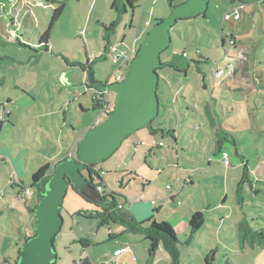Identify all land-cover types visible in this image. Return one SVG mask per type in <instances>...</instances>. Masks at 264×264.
<instances>
[{
  "label": "rangeland",
  "instance_id": "1",
  "mask_svg": "<svg viewBox=\"0 0 264 264\" xmlns=\"http://www.w3.org/2000/svg\"><path fill=\"white\" fill-rule=\"evenodd\" d=\"M17 1L0 0V19L15 18L20 11L27 14ZM23 1L30 6L33 22L32 17H16V23L24 22V26L17 30L15 43H8L5 23L0 28V83L5 80L0 84V104L4 103L5 111L13 110L16 126L10 127L7 118L3 122L6 114L0 106V156L5 158V164L0 158V184L2 179L1 186L9 182V156L14 155L16 164L18 154L23 155L22 181L32 191L24 196L36 198L33 173L67 157L75 149V139L106 118L99 111L78 113L80 102L90 107L95 92L86 88V76L77 65L89 60L97 81L114 83L116 65L105 54V28L118 23L110 40L115 45L120 39L125 49L135 36L148 33L156 20L166 19L171 6L166 0H138L133 9L126 0H117V7L114 0ZM186 1L174 0L173 5ZM230 1L210 0L203 17L179 21L171 29L170 45L160 58L180 71L158 70L159 113L152 122V128L164 132L153 135L147 128L134 132L111 158L98 164L105 191L115 193L118 206L139 199L150 204L158 221L170 223L178 239V264H205L207 255L213 258L211 264H264V247L242 246L238 239L243 222L253 231L264 232V0L244 7ZM60 3L64 10L52 31L51 47L38 56L34 48L39 35ZM123 6L126 13L121 17L117 8ZM145 36L139 38L138 49ZM73 70V77L64 74ZM220 70L224 75L218 77ZM77 75L80 79H75ZM2 95L14 102H2L6 101ZM106 95L107 109L112 110L115 94ZM166 132H174L175 142ZM217 142L221 143L219 153L214 151ZM14 150L18 151L14 154ZM190 174L193 183L184 184ZM170 195L176 196L173 202ZM196 211L205 222L192 235L189 221ZM100 212L95 204L68 190L60 212L63 224L54 240L55 264L84 260L173 264L162 243L149 260L148 246L140 235H123V231L121 239L108 241L107 229L117 234L122 227L111 222L101 226ZM13 214H0V264H8L5 260L14 264L18 246L24 243L8 225L10 220L19 225ZM20 221L27 223L25 218ZM138 222L152 224L151 219ZM28 223L34 231L32 215ZM22 230L26 234V228ZM127 244L134 246V253H120L118 259L115 252Z\"/></svg>",
  "mask_w": 264,
  "mask_h": 264
},
{
  "label": "water",
  "instance_id": "2",
  "mask_svg": "<svg viewBox=\"0 0 264 264\" xmlns=\"http://www.w3.org/2000/svg\"><path fill=\"white\" fill-rule=\"evenodd\" d=\"M209 1L187 0L171 7V14L146 34L122 82L106 85L90 76L88 83L95 91L115 94L113 109L104 121L85 132L75 144L73 157L60 161L48 183L39 188L33 211L34 235L22 244L16 264H52L57 259L54 238L63 224L60 210L69 189L90 203H101L86 168L106 161L130 135L151 126L159 113L158 69L164 65L160 56L170 45V31L179 21L205 15ZM239 1L247 4L259 0ZM119 215L131 219L125 213Z\"/></svg>",
  "mask_w": 264,
  "mask_h": 264
},
{
  "label": "trees",
  "instance_id": "3",
  "mask_svg": "<svg viewBox=\"0 0 264 264\" xmlns=\"http://www.w3.org/2000/svg\"><path fill=\"white\" fill-rule=\"evenodd\" d=\"M166 1L170 4L171 7H175L173 5L174 0H166ZM126 2L130 8H132V9L134 8L133 4L135 3V1L126 0ZM232 2H237V0H232ZM116 5H117V0H114L113 7H117ZM63 10H64V4L63 3H60L57 7L53 8V12L51 14L47 29L40 36L39 41H38L39 45L41 47L47 46V41L49 39L50 33L53 29V26L61 17ZM117 10H118V14L121 17L123 15V13H126L124 6H123L122 10H120L119 8H117ZM162 20L163 19L156 20L155 24L158 21H162ZM117 24L112 23L111 25H109V27H107V28L104 27L105 33H106L105 34V41L107 44L105 54L108 52L109 47L112 45L111 40H110V34H113ZM120 42H119V45H120L119 47H120V49H123L122 48L123 43H120ZM103 58L105 59V57H101V59H103ZM77 66H79V68L81 70H83L84 72L87 73L88 78H90V76L93 75L92 65L89 64L88 62L85 64H78ZM163 67H169V68L173 69L175 72L180 71L172 63H165L163 65ZM116 69H117V66H116ZM161 69H158V70H161ZM109 84H111V83H109ZM106 94H107L106 92H98V93H95L91 99L92 110L93 111H99L100 115H102L105 106H107V105L109 106L108 98H107ZM4 114H6V115H4V117H2V120H5V118L8 117L6 112H4ZM106 115L107 114H105V116ZM94 125H96V124H93V126ZM147 129H149L153 135L157 134L158 132H160V133L164 132L162 129H156L155 130L154 128H152V124ZM166 133L168 135H171V138H172V134L174 132H166ZM220 145H221V143L217 142V149L218 150H220V147H221ZM63 160L64 161L67 160V157H65ZM86 169L89 173V180H90L92 186L95 189L97 187L101 188V192L99 193L101 203L95 204V206L101 210L100 213H97V216L100 219V225L101 226L107 225L108 222H111L113 224L122 226L125 229V233H127V234H134V235L142 236L143 240L148 245L149 256H150L149 260H151L153 258V256H154L155 252L157 251L160 243H162L164 248L166 249V251L171 255L172 259L174 260L173 264H178L177 263L178 251H177V246H176L178 239H177L176 232H175L174 228L170 225V223L167 221L152 220V224L147 226L145 223L136 222L132 218V216H130L127 213H125V214L129 215L131 217L130 220H126L125 218L121 217L119 214L124 213V212L122 211V209L118 208L117 202L115 200V193H113V192L107 193L105 191V188L102 184L103 172L99 168L98 164H95L93 166H88ZM53 170H54V168L51 169L49 164H46L43 167L39 168L36 172H34L32 175V188H37V190L39 191V188L42 185L47 184L49 179L53 176ZM240 188L241 187L239 186L237 196L238 195L240 196V190H241ZM71 190L74 193L78 194L75 190H73V189H71ZM240 202H241V200H239V203ZM35 207L36 206H34L30 210L32 216H33V211H34ZM121 208H122V206H121ZM60 212H61V210H60ZM204 222H205V218L200 211H197L192 215V217L190 218V221H189V226L191 228L192 235L195 234L202 225H204ZM33 235H34V231H33L31 236L23 237L22 241L23 242L28 241ZM238 239L241 242L242 246H249L252 248L253 247H260V248L264 247V232L253 231L244 222L240 223L238 226ZM54 240H55V238H54ZM80 243L82 244V246L84 248L86 247V245L84 244L83 241H81ZM20 248L18 246V256H19ZM18 258L19 257L14 259L15 260L14 264H16L18 262ZM56 260L52 264H55ZM5 261L9 264L8 260H5ZM212 261H213V258L210 255H207V257H205V259H204L205 264H211ZM79 264H91V263L88 260H84V261H80Z\"/></svg>",
  "mask_w": 264,
  "mask_h": 264
},
{
  "label": "crops",
  "instance_id": "4",
  "mask_svg": "<svg viewBox=\"0 0 264 264\" xmlns=\"http://www.w3.org/2000/svg\"><path fill=\"white\" fill-rule=\"evenodd\" d=\"M133 1H135V2H137L138 0H133ZM18 3H22V4H19V6H23V7H25L24 8V10L27 12V14L25 13V12H23V11H20V15L23 17H27L28 19H30L31 17H32V20H29L30 22H33V15H31V9H30V6L27 4V3H25L23 0H19V1H17ZM231 2V5H233V6H239V7H244V6H247V5H250V3L249 4H238L237 2H232V0L230 1ZM252 4H254V3H251V5ZM133 7H134V4H133ZM230 8H233V7H231L230 6ZM3 12H4V10H3ZM6 12V11H5ZM20 15H14L15 16V18L17 17L18 19H19V16ZM14 17H7L6 19L4 18L3 20L2 19H0V28L1 29H3V28H5L4 27V25H2L3 23H5V25H6V28H5V30H7L8 32H6V36L8 37V43H15V41L14 40H16V36H17V30H21L22 28H23V26H24V22H23V24L21 23V25H18L16 22H18V20H17V18L15 19ZM25 18H24V20H25ZM23 20V21H24ZM3 21V22H2ZM9 23V24H8ZM48 23H49V21H48ZM47 26H48V24H47ZM54 26H55V24H54ZM54 26H53V29H54ZM129 28H130V26H129ZM46 29H47V27H46ZM53 29H52V31H53ZM52 31H51V33H50V36H49V39H48V41H47V46H44V47H41L40 45H39V42H38V45H37V47L36 48H34L35 49V53L39 56V54L41 55L42 53H44V52H47L48 50H49V48L51 47V45H50V43H51V40H52ZM144 32V31H143ZM141 33V34H139L138 36H135L132 40V43L130 44V45H132L133 43H135V46L137 47V44H138V41H140V39L143 37V36H145L146 34H147V32L146 33ZM10 34L12 35V37H14V39H12L11 38V36H10ZM43 34V33H42ZM42 34H40L39 35V38H40V36L42 35ZM5 35V34H4ZM1 37V36H0ZM122 37L124 38L125 37V34H123L122 35ZM39 38H38V41H39ZM140 38V39H139ZM145 38V37H144ZM3 39H4V37H3ZM17 42H19L18 40H17ZM120 42V39H117V41H116V43H119ZM120 43H122V41L120 42ZM124 43V42H123ZM0 44H1V42H0ZM4 44V43H3ZM111 44H113V42H111ZM129 45V46H130ZM88 63H89V60L87 61ZM95 65V64H94ZM82 71V73L84 74V76H86V77H83V79L85 78L86 79V81H87V85H86V88L89 90V89H91L90 88V86H89V83H88V81H89V78H88V76H87V74H85V72L83 71V70H81ZM92 72H93V77L95 78V80H98V79H96V77H95V72H94V68H93V66H92ZM74 70L73 71H70V72H66V73H64L66 76H68L69 74L73 77L74 76ZM73 74V75H72ZM76 74V73H75ZM224 75V74H223ZM80 79V77L77 75V76H75V79ZM75 79H73V82H75ZM5 82V80L2 82L1 81V83H4ZM0 83V84H1ZM91 91H92V89H91ZM83 96H87V94L86 93H84V95ZM92 97H93V95H92ZM2 99H4V100H6V101H2V102H7L8 103V105L9 104H11V103H13L14 102V99H12L10 96H8V97H4L3 95H2ZM92 99V98H91ZM90 99V100H91ZM0 106H3V112H6L7 113V120H6V122H7V124L10 126V127H16L15 126V124H14V122H12L13 121V110H8L9 111V113H8V111H5V106H4V103H1L0 104ZM79 110H80V112H79ZM79 110H78V113H80V114H84L85 112H87V111H89V110H92V103H91V101H90V107H85L81 102L79 103ZM6 119V118H5ZM3 122H5L4 120H3ZM3 122H2V124H1V126L3 125ZM8 127V126H7ZM91 127H93V125H91V126H89V128H91ZM2 129V128H1ZM159 129V128H158ZM162 129V128H161ZM172 135H175L174 133L172 134ZM82 137H83V135H82ZM82 137H77V139H75V142L77 143L79 140H81V138ZM128 139V138H127ZM126 139V140H127ZM125 140V141H126ZM175 142V141H174ZM176 144V143H175ZM221 148H220V150H218V149H216V150H214L216 153H219V152H221ZM16 151H18V150H14V154H15V152ZM8 152H12L11 150H8ZM215 152H214V154H215ZM177 153V152H176ZM7 156H9V154L6 152L5 153ZM226 154V153H225ZM151 155H152V153H151ZM154 155V154H153ZM68 156V155H67ZM112 157V156H111ZM110 157V158H111ZM0 158H2L1 156H0ZM9 158H11V161H10V163L12 164V166L11 165H8L9 166V169H10V172L8 173V178H9V182L8 183H6L5 185H3V186H1V184L3 183L4 184V182H5V180L4 179H2L1 181H2V183L0 184V214H11V213H14L13 214V216L15 217V219L16 220H19V225H17V224H15L12 220H10L9 221V223H8V225H12L13 227H14V230H15V232L18 234V236H20L21 238L19 239V240H21V242H22V238L23 237H28V236H31L32 235V233H33V230H32V227H31V225H30V223H28V220H29V216L31 215V212H30V210L34 207V206H36V204H37V202H38V196L36 197V198H34V196L32 197H30V198H26V196H24V195H26L27 193H30L31 195H32V191L30 190V188H28V187H25V184H24V181H22V178H23V174H25L24 172H23V167H24V165H25V162H24V156L23 155H20V154H18V161H17V163L15 164V160H16V158L14 157V155L12 156H9ZM65 158V157H64ZM63 158V159H64ZM179 158V157H178ZM3 160V164H5V161H4V157L2 158ZM63 159H61L60 161H64ZM185 159H187V160H190V159H188V157H184L183 156V160H185ZM108 160V159H107ZM59 161V162H60ZM177 161V164H178V160H176ZM24 162V163H23ZM59 162H57L51 169H53ZM103 163V162H102ZM189 163V167H192V162H188ZM187 166L188 165H185L184 167H186L187 168ZM179 167V166H178ZM100 168V167H99ZM193 168V167H192ZM101 169V168H100ZM102 170V169H101ZM102 172H103V170H102ZM189 177L187 178V180H184V184H192L193 182H192V176H191V174L190 175H188ZM121 197H122V195H120ZM170 197V199H171V201L173 202L174 200H175V198H176V196L175 195H170L169 196ZM123 198V197H122ZM226 198V196L224 197V199ZM34 199V200H33ZM137 202L136 203H134V202H131L130 204H128L127 205V201H124V202H122L121 204V206H122V211L124 212V213H127V214H129L130 216H132V218L136 221V222H138V220H140L141 222H144V221H147V220H156V221H158V219H157V216H153L152 214H151V211H150V209H151V207H150V204L148 203V202H141V200H136ZM151 202H154V201H151ZM223 202H224V200H223ZM32 203L34 204V205H32ZM153 204H155V202L153 203ZM163 204H164V206H166L167 205V197H166V203H165V201H163ZM119 207V206H118ZM11 212V213H10ZM197 212V211H196ZM158 215H159V213H158ZM174 216L175 215H177L175 212H174V214H173ZM10 218V217H9ZM21 218H25L26 220H27V223H21V221H20V219ZM161 221H166V219H162ZM116 225V224H115ZM122 227V226H121ZM23 228H26V234L24 233V231L22 230ZM1 229L3 230V227H1ZM123 231H124V234L123 235H126L127 233H125V229L122 227V230H120L119 232H117V234L119 233V235H117V234H115L113 231H111V229H107V232H106V234H108V241H113V240H115V242L118 240V238L119 239H121L122 238V236L120 235V234H122L123 233ZM131 235V234H130ZM134 235V234H133ZM117 236H119V237H117ZM147 244V243H146ZM86 245V244H85ZM87 246V245H86ZM148 246V245H147ZM159 248V247H158ZM158 250V249H157ZM122 251H124V252H122ZM134 251H135V248H134V246L133 245H124L123 247H121L120 248V252L119 251H114L115 252V255L117 256V258L119 257V255H120V253H134ZM113 252V253H114ZM118 259H120V258H118ZM118 259H117V261H118ZM90 262V261H89Z\"/></svg>",
  "mask_w": 264,
  "mask_h": 264
},
{
  "label": "built area",
  "instance_id": "5",
  "mask_svg": "<svg viewBox=\"0 0 264 264\" xmlns=\"http://www.w3.org/2000/svg\"><path fill=\"white\" fill-rule=\"evenodd\" d=\"M119 46H120L119 43H116L115 45L112 44L109 47L108 52H107L110 55L113 64H115L117 66V69L115 71L116 78H115L114 83H120L124 80L125 76L127 75L130 62L132 61V59L134 58V56L136 55V53L138 51V48L135 46V43H133L129 47H126L125 49H120ZM223 74H224V71H222V70L217 72L218 77L222 76ZM107 107H108V105L105 106L102 115L108 114L112 111L110 109H107ZM99 123H101V122L99 120H97L95 124L97 125ZM224 156H226V155L224 154ZM96 190L99 193L101 192L100 187H97ZM153 203L154 202H152V204ZM118 208L121 209V206H119ZM122 252H124V251H122Z\"/></svg>",
  "mask_w": 264,
  "mask_h": 264
},
{
  "label": "flooded vegetation",
  "instance_id": "6",
  "mask_svg": "<svg viewBox=\"0 0 264 264\" xmlns=\"http://www.w3.org/2000/svg\"><path fill=\"white\" fill-rule=\"evenodd\" d=\"M237 3H238V4H244V3L240 2L239 0H237ZM247 4H249V3H247ZM124 7H125V6H124ZM203 16H204V15H203ZM203 16H202V17H203ZM104 83H105L106 85L109 84L108 82H104ZM107 83H108V84H107ZM89 86H90V85H89ZM90 88H91L92 90H94L91 86H90ZM94 92H95V93H98V92L95 91V90H94ZM73 152H74V151H71L70 154H68L67 159H70V158L73 157V155H74Z\"/></svg>",
  "mask_w": 264,
  "mask_h": 264
}]
</instances>
